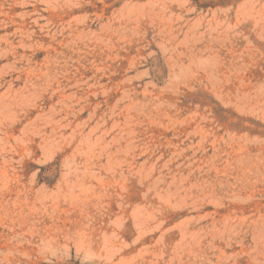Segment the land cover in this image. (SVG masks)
<instances>
[{
  "label": "rangeland",
  "instance_id": "374dc122",
  "mask_svg": "<svg viewBox=\"0 0 264 264\" xmlns=\"http://www.w3.org/2000/svg\"><path fill=\"white\" fill-rule=\"evenodd\" d=\"M0 264H264V0H0Z\"/></svg>",
  "mask_w": 264,
  "mask_h": 264
}]
</instances>
